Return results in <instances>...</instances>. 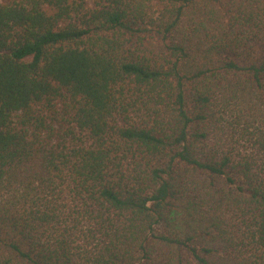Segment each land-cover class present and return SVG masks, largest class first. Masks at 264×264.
Masks as SVG:
<instances>
[{"label": "trees", "instance_id": "16d2710c", "mask_svg": "<svg viewBox=\"0 0 264 264\" xmlns=\"http://www.w3.org/2000/svg\"><path fill=\"white\" fill-rule=\"evenodd\" d=\"M0 264H264V0H0Z\"/></svg>", "mask_w": 264, "mask_h": 264}]
</instances>
